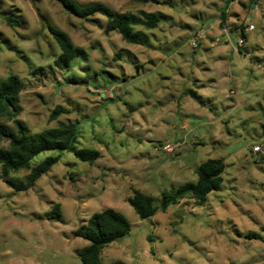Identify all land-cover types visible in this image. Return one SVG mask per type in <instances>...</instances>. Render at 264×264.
<instances>
[{
  "label": "rangeland",
  "instance_id": "374dc122",
  "mask_svg": "<svg viewBox=\"0 0 264 264\" xmlns=\"http://www.w3.org/2000/svg\"><path fill=\"white\" fill-rule=\"evenodd\" d=\"M74 1L162 19L136 26L142 43H132L99 12L0 0V80L13 73L24 83L16 118L32 134L76 123V145L100 151L93 163L41 153L32 166L49 155L58 162L21 191L9 180L31 169L4 178L0 165V264H84L89 241L74 231L108 207L131 230L103 248V264H264V0ZM9 15L22 24L9 25ZM49 25L82 48L68 65ZM56 107L63 112L52 119ZM0 121L16 130L14 118ZM218 157L224 180L204 203L183 199L144 219L129 203L139 189L159 205L164 189L196 181L199 165Z\"/></svg>",
  "mask_w": 264,
  "mask_h": 264
},
{
  "label": "trees",
  "instance_id": "16d2710c",
  "mask_svg": "<svg viewBox=\"0 0 264 264\" xmlns=\"http://www.w3.org/2000/svg\"><path fill=\"white\" fill-rule=\"evenodd\" d=\"M59 1L84 18L97 12L105 15L109 20L110 28L116 29L124 40L132 43H142L140 33L135 30L136 26L156 28L162 19L161 15L155 12H142L141 15L119 12L101 2L81 6L74 0ZM7 23L11 26H20L22 21L9 15ZM48 28L61 48L58 61L61 65H68L71 59L81 55L82 48L75 46L67 32L54 25H49ZM23 88V80L16 74H9L0 80V119L8 115L14 118L16 123V130H13L0 121V138L9 141L7 146L0 147L3 177L7 178L12 171L31 169L24 181L15 182L7 179L17 191L28 190L34 186L36 181L58 162V156L49 155L32 166V161L45 151L68 150L78 159L90 163L100 155V151L96 148L76 145L79 131L76 123L73 122H60L58 126L46 128L35 134L29 133L25 123L16 118L21 112L18 98ZM62 112L61 107H56L51 113V118L56 119ZM225 168L226 162L223 157L209 158L199 165L196 181L186 182L178 188L164 189L159 205L154 203L152 195L139 189L134 191V195L129 197L128 201L143 219L154 216L159 209L166 210L170 205L179 203L183 199L193 198L202 204L207 200L210 192L221 188ZM55 209L59 213L60 205L56 204ZM130 230L131 223L128 218L114 208L108 207L93 213L86 225H81L74 231L75 236L89 241L80 251L83 263L103 264L101 258L103 248L127 235Z\"/></svg>",
  "mask_w": 264,
  "mask_h": 264
},
{
  "label": "built area",
  "instance_id": "2783aa9c",
  "mask_svg": "<svg viewBox=\"0 0 264 264\" xmlns=\"http://www.w3.org/2000/svg\"><path fill=\"white\" fill-rule=\"evenodd\" d=\"M253 26L250 25V28H252ZM246 41V36L244 35L243 33V36H240V38L238 39V45H243ZM163 148L166 150V151H172L174 149V147L172 146L171 143H167V144H164ZM253 149L255 151H260L261 150V146L260 145H255L253 147Z\"/></svg>",
  "mask_w": 264,
  "mask_h": 264
},
{
  "label": "crops",
  "instance_id": "0c3cea01",
  "mask_svg": "<svg viewBox=\"0 0 264 264\" xmlns=\"http://www.w3.org/2000/svg\"><path fill=\"white\" fill-rule=\"evenodd\" d=\"M245 56H247V55H245ZM227 58V55L226 56H224V57H222V60H224V59H226ZM231 63V62H230ZM231 71H232V69H230L229 68V72L231 73ZM208 80H210V82H212V81H216V78H215V76L214 77H212V76H210L209 78H208ZM233 81V80H232ZM234 83V82H233ZM205 87V84L201 87V89L202 88H204ZM234 89H236L237 90V87L238 86H235L234 87V85L232 86ZM205 88H207V87H205ZM198 91H196V93H197ZM198 94V93H197ZM261 152V151H260ZM225 159V158H224Z\"/></svg>",
  "mask_w": 264,
  "mask_h": 264
}]
</instances>
